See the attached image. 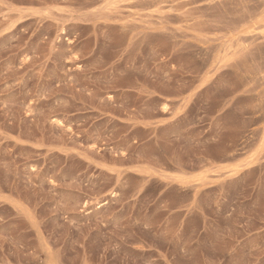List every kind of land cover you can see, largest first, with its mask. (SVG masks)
I'll list each match as a JSON object with an SVG mask.
<instances>
[{"label":"rangeland","instance_id":"1","mask_svg":"<svg viewBox=\"0 0 264 264\" xmlns=\"http://www.w3.org/2000/svg\"><path fill=\"white\" fill-rule=\"evenodd\" d=\"M0 264H264V0H0Z\"/></svg>","mask_w":264,"mask_h":264},{"label":"bare ground","instance_id":"2","mask_svg":"<svg viewBox=\"0 0 264 264\" xmlns=\"http://www.w3.org/2000/svg\"><path fill=\"white\" fill-rule=\"evenodd\" d=\"M52 261V260H51Z\"/></svg>","mask_w":264,"mask_h":264}]
</instances>
